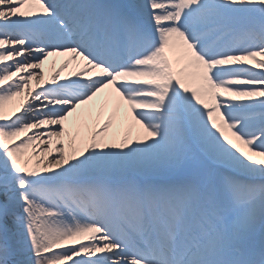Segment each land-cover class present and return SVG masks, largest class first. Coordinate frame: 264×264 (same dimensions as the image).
<instances>
[{
  "label": "snow or ice",
  "instance_id": "obj_1",
  "mask_svg": "<svg viewBox=\"0 0 264 264\" xmlns=\"http://www.w3.org/2000/svg\"><path fill=\"white\" fill-rule=\"evenodd\" d=\"M0 264H264V0H0Z\"/></svg>",
  "mask_w": 264,
  "mask_h": 264
},
{
  "label": "bare ground",
  "instance_id": "obj_2",
  "mask_svg": "<svg viewBox=\"0 0 264 264\" xmlns=\"http://www.w3.org/2000/svg\"><path fill=\"white\" fill-rule=\"evenodd\" d=\"M52 61H55V66L54 67L51 64ZM63 61H68L69 62V65H68V68L65 69L61 73V77L69 76L70 78H73V77H71V73L74 70H77L78 60L77 61H72L70 55L69 56L50 57L49 58V62H46V64H45V68H44V70H45V76L46 77L50 76L54 71H56L60 67V65H61V63ZM32 84H33V87H34L35 86V81H33ZM12 103H14V102H12ZM96 103L97 104L100 103L99 99L97 100ZM133 135H135V132H133ZM229 136L231 137V133H229ZM65 139H67V138H65Z\"/></svg>",
  "mask_w": 264,
  "mask_h": 264
}]
</instances>
